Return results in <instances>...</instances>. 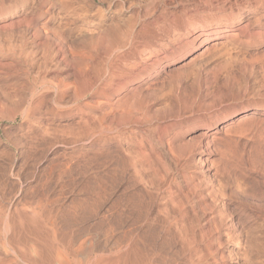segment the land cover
Listing matches in <instances>:
<instances>
[{
	"label": "rangeland",
	"instance_id": "rangeland-1",
	"mask_svg": "<svg viewBox=\"0 0 264 264\" xmlns=\"http://www.w3.org/2000/svg\"><path fill=\"white\" fill-rule=\"evenodd\" d=\"M43 263L264 264V0H0V264Z\"/></svg>",
	"mask_w": 264,
	"mask_h": 264
},
{
	"label": "bare ground",
	"instance_id": "bare-ground-1",
	"mask_svg": "<svg viewBox=\"0 0 264 264\" xmlns=\"http://www.w3.org/2000/svg\"><path fill=\"white\" fill-rule=\"evenodd\" d=\"M116 29V28H115ZM251 118H253L254 119V117H253V115H246V116H244V117H242L241 119H240V121L239 122H244L245 123V121H248V122H250L251 121ZM252 122V121H251ZM230 129V128H229ZM214 140V139H213ZM220 140V139H219ZM129 255V254H128ZM65 260V259H64ZM107 260H109V259H107ZM106 260V261H107ZM62 261V260H61ZM103 261V260H102ZM122 261V260H121ZM37 262V261H36ZM104 262V261H103ZM102 262V263H103ZM110 262V261H109ZM62 263H64V262H62ZM116 263V262H115ZM44 264V263H43ZM106 264H108V263H106Z\"/></svg>",
	"mask_w": 264,
	"mask_h": 264
}]
</instances>
